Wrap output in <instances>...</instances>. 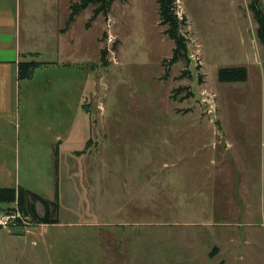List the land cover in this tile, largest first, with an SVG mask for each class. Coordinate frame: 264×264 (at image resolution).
<instances>
[{
    "label": "rangeland",
    "instance_id": "1",
    "mask_svg": "<svg viewBox=\"0 0 264 264\" xmlns=\"http://www.w3.org/2000/svg\"><path fill=\"white\" fill-rule=\"evenodd\" d=\"M251 2L177 0L190 64L170 69L157 0H117L96 20L90 8L44 50L50 66L0 106V189L57 200L59 224L0 228V264H264V48ZM233 68L248 82L220 83ZM15 208L0 204V218Z\"/></svg>",
    "mask_w": 264,
    "mask_h": 264
},
{
    "label": "trees",
    "instance_id": "2",
    "mask_svg": "<svg viewBox=\"0 0 264 264\" xmlns=\"http://www.w3.org/2000/svg\"><path fill=\"white\" fill-rule=\"evenodd\" d=\"M117 0H81L79 3L71 6V16L67 22L66 28L61 34L66 33L72 28L77 18L90 8H94L93 20L100 16H109L114 3ZM125 2L126 0H120ZM160 8L161 26L166 28V36L175 44L173 58L167 61L165 65L168 69L185 61L190 64L189 40L182 33L187 27V19L182 18L178 12L177 0H157ZM250 11L258 25L257 38L264 48V9L262 0H252ZM108 52H102V62L104 67L107 63ZM49 64L39 63H21L18 68V79L20 82L31 81L39 69L49 67ZM249 80V74L245 68L224 69L219 72V81L222 84H244ZM58 153L56 158H58ZM58 168V162L56 163ZM0 204L14 205L15 210H19L32 220V227L57 225V216L59 214V205L56 201L46 200L39 195L32 193L24 188L19 189H0ZM40 209V210H39ZM13 210V211H15ZM43 212V213H40Z\"/></svg>",
    "mask_w": 264,
    "mask_h": 264
},
{
    "label": "crops",
    "instance_id": "3",
    "mask_svg": "<svg viewBox=\"0 0 264 264\" xmlns=\"http://www.w3.org/2000/svg\"><path fill=\"white\" fill-rule=\"evenodd\" d=\"M80 1L0 0V106L7 104V101L11 106L14 97L20 96L22 82L18 79V68L21 63L46 64L39 62L44 50L54 51L57 39L65 42V33L60 32L66 28L71 16V6ZM57 21L60 23L58 33L55 28ZM50 27L52 38L47 46L44 41L50 33ZM61 46L64 47L63 44H60V48ZM59 140L62 143L61 137L57 136V141ZM239 198L242 204L240 192Z\"/></svg>",
    "mask_w": 264,
    "mask_h": 264
},
{
    "label": "built area",
    "instance_id": "4",
    "mask_svg": "<svg viewBox=\"0 0 264 264\" xmlns=\"http://www.w3.org/2000/svg\"><path fill=\"white\" fill-rule=\"evenodd\" d=\"M11 227H32V220L30 217L24 215L19 210H15L8 215L0 218V228L1 229H9Z\"/></svg>",
    "mask_w": 264,
    "mask_h": 264
}]
</instances>
